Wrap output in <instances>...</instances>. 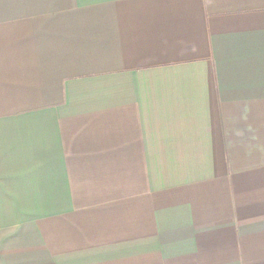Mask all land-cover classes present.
<instances>
[{
	"label": "crops",
	"instance_id": "0c3cea01",
	"mask_svg": "<svg viewBox=\"0 0 264 264\" xmlns=\"http://www.w3.org/2000/svg\"><path fill=\"white\" fill-rule=\"evenodd\" d=\"M0 264H264V0H0Z\"/></svg>",
	"mask_w": 264,
	"mask_h": 264
}]
</instances>
